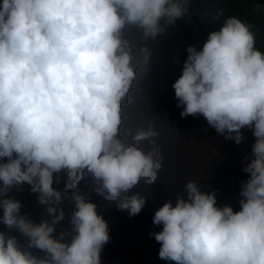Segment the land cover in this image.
Listing matches in <instances>:
<instances>
[{
  "label": "clouds",
  "instance_id": "clouds-1",
  "mask_svg": "<svg viewBox=\"0 0 264 264\" xmlns=\"http://www.w3.org/2000/svg\"><path fill=\"white\" fill-rule=\"evenodd\" d=\"M190 0H0V264H103L110 229L97 204L78 189L86 175L95 193L129 216L146 205L164 156L151 125L122 134L124 106L141 67L152 59L148 41L189 12ZM139 33V40L136 39ZM250 26L227 17L202 45L186 47L173 83L180 117H203L245 156L239 210L219 206L216 191L195 180L175 204L153 216L159 259L172 264H264V52ZM147 141V149L141 142ZM66 175L63 192L54 187ZM28 185L51 220L35 223L9 193ZM71 192L70 233L57 226L58 207ZM27 238L26 247L9 233ZM38 249L43 256L34 255Z\"/></svg>",
  "mask_w": 264,
  "mask_h": 264
},
{
  "label": "rangeland",
  "instance_id": "rangeland-1",
  "mask_svg": "<svg viewBox=\"0 0 264 264\" xmlns=\"http://www.w3.org/2000/svg\"><path fill=\"white\" fill-rule=\"evenodd\" d=\"M136 39L139 40V33H136ZM205 40L206 38L199 31L183 27L173 32L166 31L164 35L156 40L146 42L152 52V59L146 68L141 67L130 93L132 102L124 106L123 132H126L129 128L134 131L137 127L147 129L151 125L159 133L158 137L155 138L156 143L164 149L176 143L182 145L189 143L200 145L203 143L199 136H196V141L192 137L187 138L188 133L184 134V122L180 117L182 109L177 107L172 85L181 75L183 62L187 56L186 47L194 45L199 48ZM198 118L201 119L202 117L198 116ZM250 137L252 139H247L239 145L224 140V138L214 140V143L226 146L228 153V148L232 147L231 165H236L239 168L244 167V157L250 156L251 145L254 142L252 134ZM144 142L149 147L148 142ZM224 155L225 157L229 156L226 152ZM60 174L62 175L60 176ZM60 174L57 177L58 182L54 183V187L63 192L66 175L64 173ZM90 177L85 176L80 182L82 184V191L80 192L97 204V211L103 214L111 232L110 242L105 246L102 253L103 264H172V262L159 259L160 244L150 236V233L160 230V227L152 222L155 211L148 213L144 207L138 215L130 217L128 211L119 210L115 202L106 201L100 196L96 199L93 198L90 192L88 193V190L84 189L91 186L86 181ZM247 178L248 174L242 172L240 183L237 185H241ZM92 180L91 177V182ZM95 185L94 189L97 187L96 183ZM199 185L203 191H216L219 206H221L220 201L225 200V197L227 198L225 201L229 203V200H232L231 198L238 195V192L236 193L234 189L236 186L222 184L218 176H213L212 180L201 182ZM9 194L22 201L24 206L22 214L26 213L28 218L35 223L51 220V216L47 212V206L38 203L36 194L29 191L28 185L13 188ZM58 207L64 209L66 218L57 226L55 235H59L62 230L70 233L68 216L74 205L68 200H63ZM0 230H5L2 225H0ZM9 234L17 236L21 246L26 247L27 238L15 231ZM31 251L37 256L44 255L38 249H31Z\"/></svg>",
  "mask_w": 264,
  "mask_h": 264
},
{
  "label": "flooded vegetation",
  "instance_id": "flooded-vegetation-1",
  "mask_svg": "<svg viewBox=\"0 0 264 264\" xmlns=\"http://www.w3.org/2000/svg\"><path fill=\"white\" fill-rule=\"evenodd\" d=\"M181 119L184 122V134H189L187 138L192 137L197 141L196 136H199L204 144L202 143L200 145H193L192 143H189L182 145L180 143H176L173 145H169L165 149L161 148V153L164 156V161L163 167L158 173L157 181L152 185H147L142 180L137 187H135L128 193V195L139 192L142 196H145L147 201L145 210L146 212L151 213L148 201H155L157 199L156 193H163V190L168 188L172 189L173 192L176 191L179 193L181 191V195H184V185L189 180H195L200 184L201 182L212 180L213 176H218L222 184L225 183L227 184V186H232L233 184V187L236 186V188L234 187L235 192H238V195H235L233 198H231L232 200H229V203L225 201L227 200L226 197L225 200H221V206H223V203H225L231 205L234 210H239L238 200L240 198L239 194L241 185L238 186L237 184L240 183L243 166L238 168L236 165H231L230 156L233 155L232 147L228 148V153L226 146L224 147L216 145L214 143V140L217 141L219 139H222L223 137L219 136L214 129L210 128L203 117L199 119L198 117L189 116L187 118ZM132 131L134 132L133 129ZM122 134L126 139L130 140V134L127 130L126 132L122 131ZM251 134V131L244 130L245 140L252 139L250 137ZM141 147L145 149L148 148L145 145V142H141ZM225 152L229 154V156L225 157ZM61 175L62 174H60V176ZM86 176L90 177V175ZM86 181L90 183L91 186L88 187V189H84L88 190L87 192H90V195H92L93 198L96 199V197H98V195L94 191L96 182L94 180H92L91 182V177ZM81 187L82 184L79 185V191H82ZM71 195V192L67 193L64 197V200H68L69 202H71Z\"/></svg>",
  "mask_w": 264,
  "mask_h": 264
},
{
  "label": "trees",
  "instance_id": "trees-1",
  "mask_svg": "<svg viewBox=\"0 0 264 264\" xmlns=\"http://www.w3.org/2000/svg\"><path fill=\"white\" fill-rule=\"evenodd\" d=\"M230 16H236L250 26L256 37L255 47L264 52V0H190L188 14L167 31L188 27L207 38Z\"/></svg>",
  "mask_w": 264,
  "mask_h": 264
},
{
  "label": "water",
  "instance_id": "water-1",
  "mask_svg": "<svg viewBox=\"0 0 264 264\" xmlns=\"http://www.w3.org/2000/svg\"><path fill=\"white\" fill-rule=\"evenodd\" d=\"M170 193H173V191L171 189L166 188L165 190H163V193L158 192L156 193L158 197V200L156 202V204L154 205L155 209L157 206L161 207L166 201H168V199H170L169 201H171V199L175 196L178 195V193L175 191L171 196Z\"/></svg>",
  "mask_w": 264,
  "mask_h": 264
},
{
  "label": "bare ground",
  "instance_id": "bare-ground-1",
  "mask_svg": "<svg viewBox=\"0 0 264 264\" xmlns=\"http://www.w3.org/2000/svg\"><path fill=\"white\" fill-rule=\"evenodd\" d=\"M160 177V176H159ZM167 180V179H166ZM168 181V180H167ZM173 184H174V182H173ZM177 184H179V183H177ZM174 187V186H173ZM176 188V187H175ZM172 190V189H171ZM176 190H178V189H176ZM173 191V190H172ZM175 192V191H174ZM173 192V193H174ZM173 193H170V196L173 194ZM178 193V192H177ZM178 195H181V191L178 193ZM156 196V195H155ZM158 197L159 196H157V199L155 200V201H152V200H150V201H148V204H149V208H150V210L151 211H153V208H154V205L156 204V202H157V200H158ZM176 197L177 196H175V198L173 197L172 199H171V202L172 203H175V201H176ZM170 199H168V201H169ZM158 208H160L159 206H157L155 209H154V211H156V210H158Z\"/></svg>",
  "mask_w": 264,
  "mask_h": 264
}]
</instances>
